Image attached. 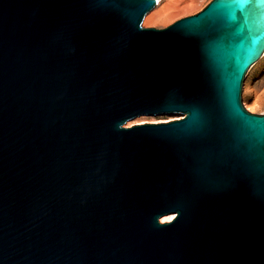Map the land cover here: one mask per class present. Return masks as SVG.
<instances>
[{
    "label": "water",
    "instance_id": "water-1",
    "mask_svg": "<svg viewBox=\"0 0 264 264\" xmlns=\"http://www.w3.org/2000/svg\"><path fill=\"white\" fill-rule=\"evenodd\" d=\"M157 4L0 0V264H264V0Z\"/></svg>",
    "mask_w": 264,
    "mask_h": 264
},
{
    "label": "rangeland",
    "instance_id": "rangeland-1",
    "mask_svg": "<svg viewBox=\"0 0 264 264\" xmlns=\"http://www.w3.org/2000/svg\"><path fill=\"white\" fill-rule=\"evenodd\" d=\"M210 1L211 0H161L160 3L158 2L157 6L145 16L143 26L165 28L182 17L198 12ZM242 101L248 111L264 114V55L249 69L245 77ZM181 117H183L181 113L142 115L129 120L125 126L129 127L142 123L165 122ZM163 218L161 222H163Z\"/></svg>",
    "mask_w": 264,
    "mask_h": 264
},
{
    "label": "bare ground",
    "instance_id": "bare-ground-1",
    "mask_svg": "<svg viewBox=\"0 0 264 264\" xmlns=\"http://www.w3.org/2000/svg\"><path fill=\"white\" fill-rule=\"evenodd\" d=\"M160 1L161 0H158V2L160 3ZM175 216H176V214H168V215H166L164 218H163V222L164 221H171L172 219H174L175 218Z\"/></svg>",
    "mask_w": 264,
    "mask_h": 264
}]
</instances>
